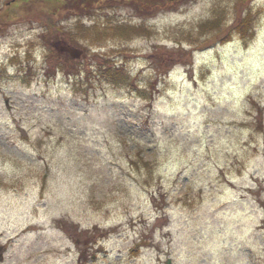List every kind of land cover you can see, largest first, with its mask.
Segmentation results:
<instances>
[{
	"label": "rangeland",
	"instance_id": "obj_1",
	"mask_svg": "<svg viewBox=\"0 0 264 264\" xmlns=\"http://www.w3.org/2000/svg\"><path fill=\"white\" fill-rule=\"evenodd\" d=\"M63 1L0 0V264H264V0Z\"/></svg>",
	"mask_w": 264,
	"mask_h": 264
},
{
	"label": "trees",
	"instance_id": "obj_2",
	"mask_svg": "<svg viewBox=\"0 0 264 264\" xmlns=\"http://www.w3.org/2000/svg\"><path fill=\"white\" fill-rule=\"evenodd\" d=\"M50 1V0H49ZM53 1H59V2H61V0H51V2L53 3ZM65 1V0H64ZM63 1V2H64ZM67 1V3H65L66 5H69L70 7H73V6H75L76 5V8H80L79 9V11H82V13L84 14V13H88V11H86L84 8H85V6H87L88 8H92L93 7V4H92V0H66ZM65 1V2H66ZM100 1H102L103 3H105V2H109V1H105V0H99V2ZM105 1V2H104ZM114 1H118V0H114ZM119 1H121V0H119ZM91 3V4H90ZM61 4V3H60ZM64 4V3H63ZM65 6V5H64ZM95 7V6H94ZM93 7V8H94ZM85 10V11H84ZM58 12L59 11H55V12H52V14H53V16H56V17H50V15L47 13V15H49V20L47 21L48 23H47V26H46V31L48 30L49 32H48V38H45L43 35H45L46 36V33H43V35H42V37L44 38V42H47L48 44V47H49V49H50V52H46V58L48 59V60H50V59H53V56H54V49H52V47H51V43H52V40L53 39H49V37L51 36V35H55L56 36V34H62L63 33V31H61V26H58L59 24H58V22L60 21V20H58ZM58 24V25H57ZM245 25H247V23H245ZM208 26H209V23L207 24V23H204V25H203V27H201L200 29H198L197 30V32L198 31H202V30H205V28L207 29L208 28ZM240 29V31L241 32H243V27H241V28H239ZM45 32V31H44ZM221 38H225V37H221ZM53 52V53H52ZM49 67V68H48ZM50 68H51V66L50 65H48L47 66V70H50ZM91 69L90 68H86L85 69V75L87 76V77H90V74L92 73V71H90ZM97 71H98V73L99 74H101L102 76H104L105 77V79H107V80H111V81H123L122 80V78L120 77V73H121V69L120 68H118V67H112V68H110V67H106V68H104L103 69V65H101V64H98V67H97ZM65 72L66 73H68L67 72V70H65ZM45 73V72H44Z\"/></svg>",
	"mask_w": 264,
	"mask_h": 264
},
{
	"label": "flooded vegetation",
	"instance_id": "obj_3",
	"mask_svg": "<svg viewBox=\"0 0 264 264\" xmlns=\"http://www.w3.org/2000/svg\"><path fill=\"white\" fill-rule=\"evenodd\" d=\"M5 250H6V245L5 244L1 245V247H0V262H1V260H3V253Z\"/></svg>",
	"mask_w": 264,
	"mask_h": 264
},
{
	"label": "water",
	"instance_id": "obj_4",
	"mask_svg": "<svg viewBox=\"0 0 264 264\" xmlns=\"http://www.w3.org/2000/svg\"><path fill=\"white\" fill-rule=\"evenodd\" d=\"M69 51H70V53H71L73 56H77V55L80 53V51H74V50H71V49H69ZM166 264H171V263H170V259L166 260Z\"/></svg>",
	"mask_w": 264,
	"mask_h": 264
}]
</instances>
